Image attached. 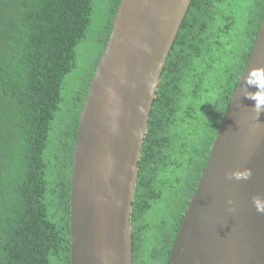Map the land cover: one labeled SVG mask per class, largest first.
Segmentation results:
<instances>
[{
	"label": "trees",
	"instance_id": "trees-1",
	"mask_svg": "<svg viewBox=\"0 0 264 264\" xmlns=\"http://www.w3.org/2000/svg\"><path fill=\"white\" fill-rule=\"evenodd\" d=\"M120 3L0 0V264H70L74 144ZM263 12L264 0H192L141 150L131 219L134 264H167ZM87 40L94 61L50 149L66 80Z\"/></svg>",
	"mask_w": 264,
	"mask_h": 264
},
{
	"label": "water",
	"instance_id": "water-1",
	"mask_svg": "<svg viewBox=\"0 0 264 264\" xmlns=\"http://www.w3.org/2000/svg\"><path fill=\"white\" fill-rule=\"evenodd\" d=\"M191 3L121 0L74 144L70 264H134L141 150ZM167 264H264V12Z\"/></svg>",
	"mask_w": 264,
	"mask_h": 264
},
{
	"label": "rangeland",
	"instance_id": "rangeland-1",
	"mask_svg": "<svg viewBox=\"0 0 264 264\" xmlns=\"http://www.w3.org/2000/svg\"><path fill=\"white\" fill-rule=\"evenodd\" d=\"M77 52H78V55H77L78 66H77V69L72 74H70L66 80V85L63 91L65 101L61 105L62 110L58 113L57 119L53 125L50 149L53 148L52 144H53L54 138H57L58 136V139H59V131L60 129H62L61 128L62 124L66 121V119L69 116L68 109L71 108V105L69 106V99L75 93V90L80 84V80L83 78V76L85 75V72L90 68L92 62L94 61L93 41L87 40L83 42L79 46Z\"/></svg>",
	"mask_w": 264,
	"mask_h": 264
},
{
	"label": "clouds",
	"instance_id": "clouds-1",
	"mask_svg": "<svg viewBox=\"0 0 264 264\" xmlns=\"http://www.w3.org/2000/svg\"><path fill=\"white\" fill-rule=\"evenodd\" d=\"M231 203H232V202H231V201H229V204H231ZM231 210H234V209H230V211H231Z\"/></svg>",
	"mask_w": 264,
	"mask_h": 264
}]
</instances>
